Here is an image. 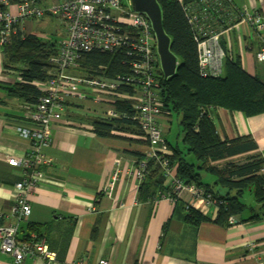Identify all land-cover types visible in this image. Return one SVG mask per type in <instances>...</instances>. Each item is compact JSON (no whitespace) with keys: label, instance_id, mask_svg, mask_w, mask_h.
Segmentation results:
<instances>
[{"label":"crops","instance_id":"1","mask_svg":"<svg viewBox=\"0 0 264 264\" xmlns=\"http://www.w3.org/2000/svg\"><path fill=\"white\" fill-rule=\"evenodd\" d=\"M233 1L238 8L247 5L264 14V0ZM263 37L248 24L234 26L222 35L227 54L240 55L245 70L264 80V60L257 57ZM16 78L18 74L4 67L0 44V80L13 82ZM0 96L4 100L0 103V224H7L16 220L12 213L14 186L24 177L22 166L10 164L8 158L22 157L32 149L15 125L25 119L31 107L7 97L2 89ZM102 109L93 101L67 104L62 118L53 123L49 143L42 147L52 159L43 166L46 180L27 195L32 211L23 218L21 231L30 226L39 228L57 252L54 264H100L102 259L108 264L264 261V219L248 220L249 210L238 216L236 224L208 221L196 226L185 219L186 194L180 199L181 207L168 198H140V184L130 170L137 166L148 145L141 135L129 132L123 133L124 138L97 135L92 120ZM208 112L222 138L252 135L258 144L257 149L225 161L242 155H264V113L246 116L223 107H210ZM172 119L171 114L159 119L167 139ZM219 162L223 161L215 163ZM117 168L120 173L110 197L105 187ZM261 205L253 195L251 206L259 210ZM197 210L212 218L218 212L214 205ZM12 262L13 256L4 253L0 243V264ZM22 264H44V260L28 257Z\"/></svg>","mask_w":264,"mask_h":264},{"label":"built area","instance_id":"2","mask_svg":"<svg viewBox=\"0 0 264 264\" xmlns=\"http://www.w3.org/2000/svg\"><path fill=\"white\" fill-rule=\"evenodd\" d=\"M179 1L197 42L202 76L223 74L227 51L222 44V35L232 27L248 24L264 36V14L247 5L238 8L233 0H195L189 4ZM125 5L128 8L124 7L123 0H0V44L8 40L19 26L27 32L25 24L36 18L55 16L65 27V37L49 57V77L35 82L42 95L28 109L25 119L15 124L16 131L30 141L32 149L22 157L8 158L10 164L22 166L24 173L23 179L14 186L12 213L16 220L0 224L1 247L4 253L13 256L12 264H22L28 257L41 258L44 264L57 261V252L46 238L35 228L25 235L21 232V222L32 211L27 196L29 191L46 180L43 166L52 161L42 147L49 143L53 123L62 118L68 103L93 101L103 106L98 118L108 121L131 119L137 123L148 149L130 173L140 184L149 160L154 159L164 170L170 187L153 200L168 198L175 202L186 194L187 207L202 209L214 205L218 209L221 203L204 187L178 178L171 165L170 150L159 122L168 111L160 94L165 75L158 53V38L149 16L135 10L132 0ZM262 41L263 46L257 54L260 60H264V37ZM93 49L125 51L129 59L124 63L129 70L112 77L77 73L81 56ZM120 100L130 101L131 111L119 109L117 103ZM260 172L264 173V166ZM119 173L117 168L106 184L105 192L110 197ZM228 222L236 224L238 217L230 215ZM100 264H108V261L102 259Z\"/></svg>","mask_w":264,"mask_h":264},{"label":"trees","instance_id":"3","mask_svg":"<svg viewBox=\"0 0 264 264\" xmlns=\"http://www.w3.org/2000/svg\"><path fill=\"white\" fill-rule=\"evenodd\" d=\"M194 1L183 0V3ZM158 2L162 10L163 27L171 38V50L178 57L176 73L170 77H162L160 94L168 114L173 116L176 112L181 116L184 145L183 148L178 142V145H173L164 135L168 149L171 150L168 157L178 178L186 183L204 187L221 201L215 218L189 206L185 219L196 226L208 221L228 225L230 215L238 217L247 210L251 212L248 220L264 219V173L260 172L264 166V155H250L242 162L225 161L257 149L258 144L252 135L222 138L208 112L210 107H223L230 111H240L246 116L264 113V80L246 71L238 54L226 55L222 75L202 76L197 42L183 4L179 0ZM222 44L226 48L223 39ZM58 45V41L25 32L19 26L11 33L9 39L1 44L4 67L6 70H13L18 74V78L13 82L0 80V90H4L7 97L20 99L28 107H33L42 95L35 82L49 77V57L57 51ZM126 59H129V56L123 50L110 52L93 49L81 56L76 72L112 77L129 70L127 63H124ZM3 101L0 96V103ZM117 107L131 111V102L120 100ZM92 123L95 133L100 136L124 138L122 132L143 136L137 123L131 119L108 121L97 117ZM143 157L145 154L139 156V159ZM218 161L225 162L219 165L215 163ZM202 170L215 175V181L204 182ZM217 185L227 187L229 191L222 195L216 190ZM169 190L161 165L154 159L149 160L148 169L140 183L139 197L155 198L160 192ZM246 190H250L262 204L261 209L257 210L241 200L240 197ZM181 205L182 201L176 199V206ZM33 228L30 226L21 232L26 235ZM35 229L43 235L39 228ZM63 248L65 251L66 247Z\"/></svg>","mask_w":264,"mask_h":264},{"label":"rangeland","instance_id":"4","mask_svg":"<svg viewBox=\"0 0 264 264\" xmlns=\"http://www.w3.org/2000/svg\"><path fill=\"white\" fill-rule=\"evenodd\" d=\"M128 0H123V4L125 8H128L125 4ZM26 31L28 33L37 34L45 39L51 41H59L65 37V27L62 20L55 16H46L44 18H36L31 22H27L26 24ZM162 67V65H161ZM163 70V69H162ZM173 123H172V132H167L168 139L172 142L173 145H176L177 142L179 146L183 148V141H182V127H181V116L174 112L173 113ZM123 135V133H121ZM191 159V156L189 157ZM247 156H237L233 160L236 162L245 161ZM224 162H219V165H222ZM202 179L204 182L213 183L215 181V175L212 173L202 170ZM242 201L247 204L251 205V200L253 199L252 192L250 190H246L243 195L240 197ZM197 209V208H195ZM200 211V210H199Z\"/></svg>","mask_w":264,"mask_h":264},{"label":"water","instance_id":"5","mask_svg":"<svg viewBox=\"0 0 264 264\" xmlns=\"http://www.w3.org/2000/svg\"><path fill=\"white\" fill-rule=\"evenodd\" d=\"M133 8L145 12L152 21L153 28L158 38V53L165 77L176 73L178 57L171 50V38L163 27L162 10L158 0H132ZM216 190L225 195L229 188L217 185Z\"/></svg>","mask_w":264,"mask_h":264}]
</instances>
